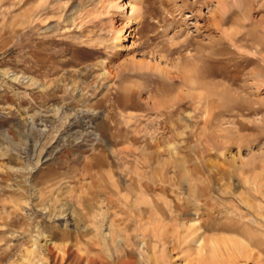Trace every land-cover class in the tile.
<instances>
[{"label":"rangeland","instance_id":"1","mask_svg":"<svg viewBox=\"0 0 264 264\" xmlns=\"http://www.w3.org/2000/svg\"><path fill=\"white\" fill-rule=\"evenodd\" d=\"M184 226L264 264V0H0V264H194Z\"/></svg>","mask_w":264,"mask_h":264},{"label":"bare ground","instance_id":"2","mask_svg":"<svg viewBox=\"0 0 264 264\" xmlns=\"http://www.w3.org/2000/svg\"><path fill=\"white\" fill-rule=\"evenodd\" d=\"M223 18L215 22V25L217 29H220V25H222ZM224 31V30H223ZM226 34V33H225ZM231 35L232 33H229ZM225 38V37H223ZM240 38V37H239ZM239 40V39H238ZM222 41V40H221ZM215 42V41H214ZM213 42V43H214ZM227 87V86H226ZM227 92V91H226ZM232 94V93H231ZM230 94V96H231ZM234 94V93H233ZM218 95V94H217ZM225 95V94H224ZM228 96V95H227ZM211 220V219H210ZM184 231L177 230V234L182 240H192L193 244H198L199 246V256L193 260L194 264H238V260L241 256L242 250L237 248L240 244L236 239L229 238V237H222L219 235H215L212 237H206V236H199L196 234L195 230L192 229L191 227H186L184 226ZM192 231V232H191ZM163 234V233H162ZM181 235V236H180ZM36 236V235H35ZM180 239V240H181ZM38 242V241H37ZM36 242V243H37ZM35 243V244H36ZM189 243V242H188ZM185 244V243H184ZM37 246V244H36ZM39 246V245H38ZM33 247V246H32ZM41 247V246H40ZM196 248V246H194ZM221 247L224 248V251L226 252L224 254V257H216L215 252L218 250H221ZM36 248V247H35ZM187 248V247H186ZM210 255L207 256L208 254V249H210ZM32 249V248H31ZM192 248H190L191 250ZM197 249V248H196ZM187 250V249H186ZM194 250V248H193ZM163 251V250H162ZM157 252V251H156ZM195 252V251H194ZM247 257L250 258L252 257V252L249 251L248 249L245 250ZM35 250L31 252V254H34ZM155 253V252H153ZM158 254V253H157ZM163 254V253H162ZM155 255V254H154ZM164 255V254H163ZM223 255V254H222ZM28 256V255H27ZM161 256V255H160ZM256 256V254H255ZM26 257V256H25ZM30 256H28L29 258ZM159 258V257H158ZM162 257H160L161 259ZM21 261V260H20ZM25 262V261H24Z\"/></svg>","mask_w":264,"mask_h":264}]
</instances>
